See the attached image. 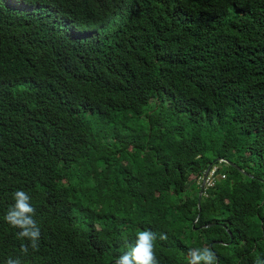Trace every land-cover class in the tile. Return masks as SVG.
Instances as JSON below:
<instances>
[{
  "label": "trees",
  "instance_id": "1",
  "mask_svg": "<svg viewBox=\"0 0 264 264\" xmlns=\"http://www.w3.org/2000/svg\"><path fill=\"white\" fill-rule=\"evenodd\" d=\"M144 229L160 264L264 258V0H0V264H113Z\"/></svg>",
  "mask_w": 264,
  "mask_h": 264
},
{
  "label": "clouds",
  "instance_id": "2",
  "mask_svg": "<svg viewBox=\"0 0 264 264\" xmlns=\"http://www.w3.org/2000/svg\"><path fill=\"white\" fill-rule=\"evenodd\" d=\"M14 203L7 210L4 220L12 227L19 229L16 236L20 240H27L21 244L20 252L24 255L39 251L41 228L35 217L36 208L32 204V197L25 190H16L12 193ZM160 240H166V233L159 235ZM157 235L151 229H144L136 233L135 243L128 251L116 258L113 264H160L155 252ZM189 264H218V257L210 246L190 248L188 251ZM5 264H23L20 255L9 256ZM254 264H264V258H257Z\"/></svg>",
  "mask_w": 264,
  "mask_h": 264
},
{
  "label": "water",
  "instance_id": "3",
  "mask_svg": "<svg viewBox=\"0 0 264 264\" xmlns=\"http://www.w3.org/2000/svg\"><path fill=\"white\" fill-rule=\"evenodd\" d=\"M219 161H225V162H227V163H230L229 161H226V160H223V159H221V160H219ZM215 162H217V161H215ZM215 162H214V163H215ZM234 165H235V164H234ZM211 166H212V164H211V165L209 166V168L206 170V172H205V174H204V176H203V179H202V185H201V189H200L199 197H198V207H199V210H201V201H202V198H203L204 190H205V188H206V186H207L206 180H207V176H208V173H209V170H210ZM198 217H199V216H198ZM198 217L196 218L195 223L197 222Z\"/></svg>",
  "mask_w": 264,
  "mask_h": 264
},
{
  "label": "built area",
  "instance_id": "4",
  "mask_svg": "<svg viewBox=\"0 0 264 264\" xmlns=\"http://www.w3.org/2000/svg\"><path fill=\"white\" fill-rule=\"evenodd\" d=\"M217 170H218V166H214L208 173V176H207V180H206V183H207V186L209 185H213L214 182H215V178L216 177H225L224 174L220 175L217 173Z\"/></svg>",
  "mask_w": 264,
  "mask_h": 264
},
{
  "label": "rangeland",
  "instance_id": "5",
  "mask_svg": "<svg viewBox=\"0 0 264 264\" xmlns=\"http://www.w3.org/2000/svg\"><path fill=\"white\" fill-rule=\"evenodd\" d=\"M202 179H203V177H201V178L199 179V181L202 182Z\"/></svg>",
  "mask_w": 264,
  "mask_h": 264
}]
</instances>
